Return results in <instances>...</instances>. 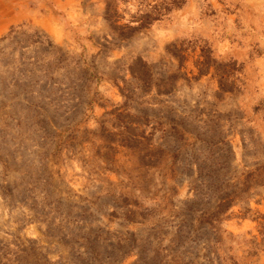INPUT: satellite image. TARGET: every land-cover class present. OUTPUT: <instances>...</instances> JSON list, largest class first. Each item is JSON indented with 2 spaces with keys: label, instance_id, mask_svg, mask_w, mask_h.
<instances>
[{
  "label": "rangeland",
  "instance_id": "374dc122",
  "mask_svg": "<svg viewBox=\"0 0 264 264\" xmlns=\"http://www.w3.org/2000/svg\"><path fill=\"white\" fill-rule=\"evenodd\" d=\"M0 264H264V0H0Z\"/></svg>",
  "mask_w": 264,
  "mask_h": 264
},
{
  "label": "trees",
  "instance_id": "16d2710c",
  "mask_svg": "<svg viewBox=\"0 0 264 264\" xmlns=\"http://www.w3.org/2000/svg\"><path fill=\"white\" fill-rule=\"evenodd\" d=\"M35 36H36V40H40V41H42V40H41L42 38H45V37H43L42 35H40V36H39L40 38H39L38 35H37V33L35 34ZM37 42H38V41H37ZM54 50L56 51L57 49H55V47H54ZM59 50H60V49H59ZM59 50H58V51H59ZM56 65H58V64L56 63Z\"/></svg>",
  "mask_w": 264,
  "mask_h": 264
},
{
  "label": "crops",
  "instance_id": "0c3cea01",
  "mask_svg": "<svg viewBox=\"0 0 264 264\" xmlns=\"http://www.w3.org/2000/svg\"><path fill=\"white\" fill-rule=\"evenodd\" d=\"M40 21H37V23H39Z\"/></svg>",
  "mask_w": 264,
  "mask_h": 264
}]
</instances>
